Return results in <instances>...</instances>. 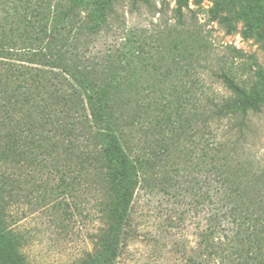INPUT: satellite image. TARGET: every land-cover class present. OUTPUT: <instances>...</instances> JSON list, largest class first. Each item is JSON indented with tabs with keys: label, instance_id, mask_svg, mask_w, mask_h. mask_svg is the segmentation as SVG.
<instances>
[{
	"label": "rangeland",
	"instance_id": "374dc122",
	"mask_svg": "<svg viewBox=\"0 0 264 264\" xmlns=\"http://www.w3.org/2000/svg\"><path fill=\"white\" fill-rule=\"evenodd\" d=\"M6 1L10 5L17 3L19 10H11L10 16L0 22V47L24 49L36 46L35 38L46 39L53 14L61 15L73 5L90 10L95 2ZM28 1L33 2V10L25 8ZM130 2L123 0L116 8L118 13L110 15L111 28L96 38L93 51L98 53L106 51L108 46L110 49L116 47L117 36L122 35L121 31L124 33L122 27L129 26L128 53L112 62L115 66L112 72L115 75L123 73L126 86L123 91L113 93L127 98L139 90L138 97L149 94L145 105L151 102L152 107L162 110L161 113L168 112L171 121L168 122L166 148L170 154L181 155V161L177 166L169 164L168 173L159 170L160 185L151 182L150 190L139 188L144 193L135 192L132 222L128 226L129 232L135 235L127 239L116 264H189L206 206L202 204L196 209L192 205L193 195L184 186L195 174L200 179L204 177L206 162L220 166L219 170L231 176L250 199L261 202L264 194V107L259 113H250L247 125L241 130L236 128L237 120L233 119H224L221 123L208 120L206 126L201 122L192 126L190 120V115L195 113L197 97L201 100L205 94L217 100L228 94L223 83L212 74L219 70L218 57L226 60L227 66L234 65L239 79L260 81L264 89V0H147L134 12H131ZM177 5L183 8L187 27L199 26L200 34H176L168 30L167 26L177 23L173 12ZM18 12L21 14H16ZM171 37L176 38L183 57L169 50ZM175 58L179 62H174ZM244 64L243 70L236 67ZM203 65L208 67L203 69ZM2 66L0 62V68ZM7 77L5 73L0 74L2 79ZM158 80L166 86L163 93L157 90L161 86L153 87ZM160 94L165 96L156 100ZM125 103H129L126 115L135 119L134 124L144 126L138 131V139H143L145 132L148 135L145 139L152 140L155 134L160 135L150 118L151 107L147 110L142 102L133 99ZM87 113V109L80 111L71 105L65 115L84 120ZM8 130L0 128V138L3 136L6 140ZM25 134L28 143L24 147L21 141L11 145L13 149H7L2 144L3 139L0 141V208L4 207L12 216V226L21 234V249L31 264H85L86 261H78V257L93 247V235L99 225L97 193L107 179L100 177L97 183L88 186L77 184L82 179L72 176L77 170L83 173L90 169L89 164L84 163L82 169L79 164L65 161L63 153H56L68 152L70 136L62 140L56 133L60 143L51 149L50 142L42 138L43 134L49 135L46 129L33 128ZM219 141H226L225 153L230 150L231 158L235 159L232 166L225 164L221 155L211 158V154L204 153L207 146L211 148ZM56 167L61 169L59 174L55 172ZM69 167L70 171L59 180ZM176 167H179L177 173ZM12 260L8 239L0 240V264H9ZM92 260L86 263L101 264L99 260Z\"/></svg>",
	"mask_w": 264,
	"mask_h": 264
},
{
	"label": "trees",
	"instance_id": "16d2710c",
	"mask_svg": "<svg viewBox=\"0 0 264 264\" xmlns=\"http://www.w3.org/2000/svg\"><path fill=\"white\" fill-rule=\"evenodd\" d=\"M122 1L95 0L93 7L86 11L73 5L62 11L61 15H52L49 20L51 29L46 39L35 38L37 45L31 46V49L0 47V62L4 65L0 68V74L8 75L6 79L0 78V128L2 131L3 127L9 129L6 140L3 136L0 138L4 147L13 149L15 143L21 141L24 147L28 143L25 142V133L33 128L47 130L49 135L43 134L42 138L50 142L51 149L60 143L59 137H55L57 134L62 140L70 136L68 152L56 153H63L65 161L79 164L82 169L84 163L89 164L90 169L83 173L77 170L78 175L72 176L82 179L76 183L88 186L97 183L100 177L107 179L103 187L99 186L97 193L99 225L93 235V247L78 257V261L83 262L94 259L92 261L99 260L101 264L117 263L127 239L135 235L133 231L129 232L128 226L132 222V210L139 188L150 190L151 182L157 185L160 181L159 170L168 173L166 168H169V164L177 166L181 161V155L170 154L166 148L168 143L165 140L169 137L170 129L168 122L171 121L168 112L161 113L162 110L152 107L151 102L145 105L149 94L138 97L139 90L127 98L113 93L123 91L126 86L124 74L115 75L112 72L115 67L112 62L128 53L129 26L122 27L124 33L121 31L122 35L117 39L115 37L116 43L119 41L116 47L110 49L108 46L106 51L98 53L93 51L96 38L102 31L110 30V15L118 13L116 8L122 5ZM130 1L131 12L138 11L147 2ZM27 4L25 8L33 10V2L28 1ZM16 5L15 2L10 5L6 0H0V22L10 16L11 10H19ZM173 12L177 23L167 26L170 32L200 34L199 26L187 27L181 5L175 6ZM114 29L118 30L116 27ZM170 39L169 50L183 57L176 38ZM236 52L240 51L236 49ZM163 58L167 60L166 56ZM218 58L219 70L212 71V74L223 83L228 94L217 100L204 94L202 104L197 97L195 113L190 115V120L192 126L200 122L206 126L208 120L221 123L224 119H233L237 120L234 123L236 128L241 130L247 125L250 113L263 110L264 89L260 81L239 79L234 65L227 66L226 60ZM203 60L206 61L207 57ZM174 62H179V59L175 58ZM201 67L206 69L208 66ZM236 67L243 70L246 64ZM167 70H170L169 67ZM153 87L162 93L166 89L162 80H158ZM164 96L160 94L155 99L162 100ZM131 99L142 102L146 109L152 108L149 110L150 118L159 128L157 133L160 135L155 134L150 140L145 139V132L144 138L138 139V131L144 126L134 124L135 119L125 113L129 104L125 102ZM71 105L80 108V111L87 109L89 113L86 119L67 117L65 114ZM225 148L226 141H219L211 148L207 146L204 153L211 154V158L215 154L221 155L223 162L232 166L235 159L231 158L230 150L225 153ZM207 163L203 167L204 177L200 179L195 174L184 186L193 195L192 205L196 209L202 204L206 206L203 225L197 223L201 230L196 234L195 251L189 264H264V194L261 195V202L250 199L231 176L219 170L220 166ZM69 171L70 167L61 173L59 180ZM55 172L59 174L61 169L56 167ZM71 174H74L73 171ZM11 218L4 207L0 208V240L8 239L13 253V260L9 264H31L21 249V234L12 226Z\"/></svg>",
	"mask_w": 264,
	"mask_h": 264
}]
</instances>
